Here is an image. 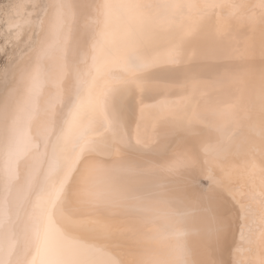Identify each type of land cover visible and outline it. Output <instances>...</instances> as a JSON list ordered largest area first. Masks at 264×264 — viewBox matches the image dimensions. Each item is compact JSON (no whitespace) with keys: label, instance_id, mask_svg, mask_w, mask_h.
Returning <instances> with one entry per match:
<instances>
[{"label":"clouds","instance_id":"9594fccd","mask_svg":"<svg viewBox=\"0 0 264 264\" xmlns=\"http://www.w3.org/2000/svg\"><path fill=\"white\" fill-rule=\"evenodd\" d=\"M0 57V264H264V0H13Z\"/></svg>","mask_w":264,"mask_h":264},{"label":"bare ground","instance_id":"6f19581e","mask_svg":"<svg viewBox=\"0 0 264 264\" xmlns=\"http://www.w3.org/2000/svg\"><path fill=\"white\" fill-rule=\"evenodd\" d=\"M13 4V0H0V11H7ZM3 58V57H2ZM6 70L5 60L3 58L2 62H0V74H2ZM227 173L225 174V178L227 177Z\"/></svg>","mask_w":264,"mask_h":264},{"label":"rangeland","instance_id":"374dc122","mask_svg":"<svg viewBox=\"0 0 264 264\" xmlns=\"http://www.w3.org/2000/svg\"><path fill=\"white\" fill-rule=\"evenodd\" d=\"M2 60H3V58H2V57H0V62H2Z\"/></svg>","mask_w":264,"mask_h":264}]
</instances>
